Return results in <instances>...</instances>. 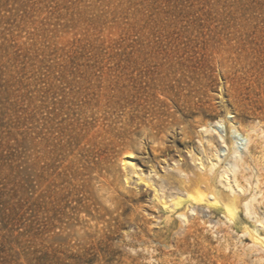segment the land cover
Segmentation results:
<instances>
[{"label":"rangeland","instance_id":"1","mask_svg":"<svg viewBox=\"0 0 264 264\" xmlns=\"http://www.w3.org/2000/svg\"><path fill=\"white\" fill-rule=\"evenodd\" d=\"M223 104L264 130V0H0V264H264L219 208L175 235L125 184L150 134L206 164ZM249 154L264 220V141Z\"/></svg>","mask_w":264,"mask_h":264},{"label":"bare ground","instance_id":"2","mask_svg":"<svg viewBox=\"0 0 264 264\" xmlns=\"http://www.w3.org/2000/svg\"><path fill=\"white\" fill-rule=\"evenodd\" d=\"M136 75L134 82L137 84L135 87L127 85L126 92L131 93L134 89L137 93L141 92L138 83L140 76L138 73ZM131 76V72H128V77ZM128 82L131 80L128 79ZM138 98L133 106L142 109L143 105ZM223 106L222 116L202 128L203 131L218 132V127L223 122L227 123L224 125L226 135L221 137L224 147L210 139L207 140L212 147L210 151L204 148L206 164L191 148L185 151H171L170 145L161 148L157 136L150 134L147 135V141L151 140L154 144L150 147L151 154L145 150L144 155L140 157L126 152L120 158L122 166L126 168L125 184L129 186L132 180L134 190L143 188L146 191V199L149 197L157 201L168 213L165 217L168 221L175 216L179 227L175 235L197 230L199 219L204 215L202 208H219L229 224L239 226L242 236L249 240L250 253L252 254L253 245L264 257V220L259 216L256 207L261 190L257 187L258 180H252L249 158L242 156V152L247 150L252 159L253 154L262 149L264 130L259 126L241 125L234 120H227V117L233 116L228 115V109L224 104ZM131 108L132 106L128 107L129 110ZM125 115H128V112ZM212 138L214 139V136L211 135ZM251 143L253 146L249 150ZM171 145H174V142ZM194 211L195 215L192 213ZM239 213L243 214L250 225L238 218ZM174 244L176 252L184 253L185 246L181 245L180 238L175 239ZM225 259L228 264H246L240 258ZM189 261V258L181 259L182 264H189ZM159 262L166 264L160 259ZM167 264L173 263L168 261Z\"/></svg>","mask_w":264,"mask_h":264}]
</instances>
